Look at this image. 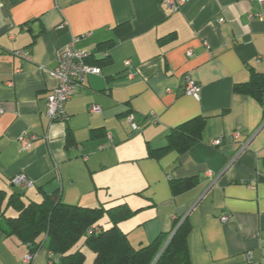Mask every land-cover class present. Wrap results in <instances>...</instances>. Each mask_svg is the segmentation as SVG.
Returning a JSON list of instances; mask_svg holds the SVG:
<instances>
[{"label":"crops","instance_id":"0c3cea01","mask_svg":"<svg viewBox=\"0 0 264 264\" xmlns=\"http://www.w3.org/2000/svg\"><path fill=\"white\" fill-rule=\"evenodd\" d=\"M165 2L0 0V189L36 200L57 193L84 207L125 204L133 213L119 226L136 248L188 218L191 264H264V106L235 90L264 74V3L187 0L172 11ZM75 38L100 71L66 103L69 119L51 121L52 71ZM187 76L199 84V100L186 94ZM129 114L140 127L132 135ZM198 117L206 120L200 142L150 155ZM24 132L37 136L28 148ZM109 136L113 146L101 149ZM19 174L34 185L13 184ZM28 251L0 229V264H25ZM49 253L43 246L32 264H49Z\"/></svg>","mask_w":264,"mask_h":264},{"label":"trees","instance_id":"16d2710c","mask_svg":"<svg viewBox=\"0 0 264 264\" xmlns=\"http://www.w3.org/2000/svg\"><path fill=\"white\" fill-rule=\"evenodd\" d=\"M235 90L254 96L264 106V74L253 72L250 80L237 84ZM205 129V117L189 120L167 135L166 147L150 150V155L159 156L172 148L186 151L203 139ZM193 184V180L185 186L173 184V189L181 191ZM132 213L125 204L84 207L62 202L57 193H43L36 200L26 191H14L8 196L0 189L2 233L20 239L31 253L46 246L50 253L58 255L57 260L48 255L49 264H84L86 247L94 253V264H153L173 232L154 264H191L188 218L176 220L172 233H161L150 244L136 248L119 226ZM105 218L111 224L108 228L104 227Z\"/></svg>","mask_w":264,"mask_h":264},{"label":"built area","instance_id":"2783aa9c","mask_svg":"<svg viewBox=\"0 0 264 264\" xmlns=\"http://www.w3.org/2000/svg\"><path fill=\"white\" fill-rule=\"evenodd\" d=\"M187 0H166L165 6L168 10H178L180 9ZM259 3L263 4L264 0H257ZM224 19L219 18L218 22L223 23ZM77 38H75L67 48L60 51L57 58V66L52 71V75L57 80V86L52 89L50 94L47 96V109L46 114L51 121H62L66 122L69 119V115L65 110V105L80 89L86 77L90 74H98L99 68L88 62V59L91 57V52L78 49L75 47V42ZM189 55L192 54L191 51L188 52ZM16 54L24 59H29L28 53L24 51H17ZM126 67L129 69L131 66V62L128 60L125 62ZM127 76L132 79L134 78V73L132 71H128ZM169 90V89H168ZM186 94L193 96L195 99H200L201 88L199 84L191 79L190 76L186 77V86H185ZM2 110L0 109V112ZM101 111L100 106L92 105L90 107V112L98 113ZM152 122L155 123L157 121V117L155 113L151 114ZM127 121L131 127V134H134L140 130L139 125L134 121V116L132 114L127 115ZM234 139H238L240 134L238 132L233 134ZM110 141L107 144L100 146L101 149L113 146L114 141L112 137L109 136ZM37 136L34 134H29L24 132V134L20 137V141L22 143L23 148H28L31 145L33 140H36ZM221 143V140H216L213 145L217 146ZM246 144L242 143V148L245 147ZM12 182L18 185L22 189L30 188L34 185V181L29 179L24 174H19L12 179ZM223 222L229 220V215L223 214L220 218ZM98 230V229H97ZM38 253V252H37ZM37 253H28L24 256L25 264H32L34 258ZM49 256L53 259L57 260L58 255L53 253H49ZM248 262H251L252 253L249 251L246 254Z\"/></svg>","mask_w":264,"mask_h":264},{"label":"rangeland","instance_id":"374dc122","mask_svg":"<svg viewBox=\"0 0 264 264\" xmlns=\"http://www.w3.org/2000/svg\"><path fill=\"white\" fill-rule=\"evenodd\" d=\"M84 251L86 252V259L89 258V263L91 264V262H92V264H94V263H93V259H92V261L90 262V258L93 256V252L91 251V249L88 248V247H86V248L84 249ZM85 261H86V260H85ZM87 263H88V262H87Z\"/></svg>","mask_w":264,"mask_h":264},{"label":"water","instance_id":"95a60500","mask_svg":"<svg viewBox=\"0 0 264 264\" xmlns=\"http://www.w3.org/2000/svg\"><path fill=\"white\" fill-rule=\"evenodd\" d=\"M182 222H183V220H182ZM173 234H174V232H173V233L169 236V238L166 240V242H165V244L163 245L161 251L158 253L156 259L154 260V263H155V261L157 260V258L159 257V255L161 254V252L163 251V249L166 247V245L168 244V242L170 241V239L172 238ZM154 263H153V264H154Z\"/></svg>","mask_w":264,"mask_h":264}]
</instances>
